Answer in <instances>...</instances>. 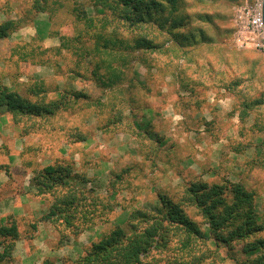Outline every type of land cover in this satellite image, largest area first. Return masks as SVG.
I'll list each match as a JSON object with an SVG mask.
<instances>
[{
    "label": "rangeland",
    "instance_id": "obj_1",
    "mask_svg": "<svg viewBox=\"0 0 264 264\" xmlns=\"http://www.w3.org/2000/svg\"><path fill=\"white\" fill-rule=\"evenodd\" d=\"M253 1L183 0L176 12L154 15L183 20L167 34L158 20L133 27L112 10L99 13L93 0H0V24L18 23L0 41V89L41 104L66 91L88 96H68L70 109L50 118L17 122L0 110V226L16 221L20 233L0 264H79L115 229L129 232L134 211L161 213L160 195L179 203L195 182L254 193L263 231L233 248L211 245L203 262L247 264L242 250L264 240V40L237 18ZM139 36L157 48L138 49ZM112 73L119 79L105 86ZM49 166L72 170L68 186L82 191L83 212L100 199L88 230L80 231L81 218L80 232L44 220L54 198L34 183ZM183 208L208 230L197 208ZM7 244L0 238V256ZM176 245L153 249L147 262L174 264L184 257Z\"/></svg>",
    "mask_w": 264,
    "mask_h": 264
},
{
    "label": "trees",
    "instance_id": "obj_2",
    "mask_svg": "<svg viewBox=\"0 0 264 264\" xmlns=\"http://www.w3.org/2000/svg\"><path fill=\"white\" fill-rule=\"evenodd\" d=\"M93 2L99 13H104L106 9L112 10L133 27L155 23L154 21L158 20L160 21L158 29L171 34V30L180 27L183 21L177 18L168 20L154 17L158 12L161 14L167 10L170 14L176 12L183 0H93ZM42 8L37 1L36 9L39 13L45 11ZM87 22L92 24V19H87ZM167 26L168 32L163 30ZM17 28L18 23L13 20L0 24V41L8 38ZM134 42L138 49L146 51H153L158 46L145 36L137 37ZM104 46L107 48L110 43ZM118 79L119 74L112 73L108 77V85L105 86L115 85ZM68 96L73 97L74 100L88 98L81 92L66 91L59 96V100L46 104L32 103L18 93L1 88L0 110H5L17 122L20 118H50L70 109L71 101ZM71 174V169L49 166L35 179L34 185L40 190V194H49L54 198L44 220L59 222L69 229L77 228V232H80L92 226L101 202L100 199L97 201L91 199L88 205L90 210L83 212V208L87 206L82 205L85 201L82 191L68 186L69 180L73 179ZM65 187L68 188L64 190ZM159 199L161 213L134 211L129 217V232L123 228L115 229L100 242L93 244L79 264H153L147 262L152 250L166 246L173 240L177 243L175 250L178 255L182 253L181 256H184L175 259L174 264H203L211 251V245L214 244L216 249H221L225 245L233 248L235 243L252 238L263 231V227L258 224L254 193L248 192L239 184L226 182L223 185L209 186L207 183L195 182L187 187L179 203L172 202L162 195ZM185 206L195 207L200 211L208 226L207 231L186 214L183 208ZM103 209L106 212L114 211L111 204L103 205ZM77 218L83 220L85 226L83 229L75 225ZM0 238L8 241L4 254L0 256L1 260H4L11 256L20 238L17 222L11 221L1 225ZM197 242H206V249L200 252ZM185 250L188 252H183ZM242 252L249 256L246 260L247 264H264V240L255 239L248 243ZM230 259H233V255ZM44 264L53 263L48 260Z\"/></svg>",
    "mask_w": 264,
    "mask_h": 264
},
{
    "label": "built area",
    "instance_id": "obj_3",
    "mask_svg": "<svg viewBox=\"0 0 264 264\" xmlns=\"http://www.w3.org/2000/svg\"><path fill=\"white\" fill-rule=\"evenodd\" d=\"M238 21L243 25L251 35L259 40V37L264 40V22L262 0H255L252 3L246 2L238 11ZM255 38L251 37V43L255 42ZM264 50V42L262 45H257Z\"/></svg>",
    "mask_w": 264,
    "mask_h": 264
},
{
    "label": "crops",
    "instance_id": "obj_4",
    "mask_svg": "<svg viewBox=\"0 0 264 264\" xmlns=\"http://www.w3.org/2000/svg\"><path fill=\"white\" fill-rule=\"evenodd\" d=\"M0 178H1V177H0ZM6 182H7V181H3V182L1 181V183H0V187L3 186ZM9 206H11V208L13 207V209L17 207V206H15V205L13 204V202H10ZM11 212H12V213H15L16 211L12 210ZM28 250H29V248H28ZM29 251H30V250H29ZM50 254H51V253H49V255H50ZM51 255H52V254H51ZM28 260H30V259H28Z\"/></svg>",
    "mask_w": 264,
    "mask_h": 264
},
{
    "label": "water",
    "instance_id": "obj_5",
    "mask_svg": "<svg viewBox=\"0 0 264 264\" xmlns=\"http://www.w3.org/2000/svg\"><path fill=\"white\" fill-rule=\"evenodd\" d=\"M262 8H263V22H264V0H262Z\"/></svg>",
    "mask_w": 264,
    "mask_h": 264
}]
</instances>
